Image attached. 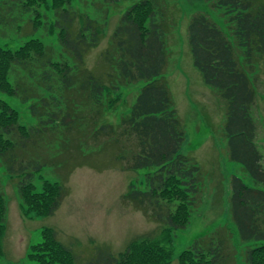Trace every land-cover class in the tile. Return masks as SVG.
<instances>
[{
    "label": "trees",
    "instance_id": "obj_1",
    "mask_svg": "<svg viewBox=\"0 0 264 264\" xmlns=\"http://www.w3.org/2000/svg\"><path fill=\"white\" fill-rule=\"evenodd\" d=\"M120 1L0 0V26L9 27L18 13L32 32L42 29L57 39V45L34 38L16 50L0 48V93L28 105L36 120L21 125L18 110L0 99V166L9 177L22 178L20 208L28 217L51 216L60 205L58 183L42 181L41 192L31 183L46 167H67L71 160L111 151L124 170L146 169L143 187L131 183L124 198L165 227L162 237L131 242L116 256L100 255L94 264H171L172 250L160 242L170 244L174 231L190 223L202 202L203 176L198 163L180 153L185 131L163 79L171 29L166 0H140L129 7L101 53L106 71L94 74L86 66V55L102 40L106 18L100 8ZM206 1L224 11L229 34L206 14L192 15L186 32L192 64L224 103L228 158L241 165L253 186L232 177L228 218L241 254L231 229L222 225L195 239L177 262L238 264L239 257L244 264H264V244L249 245L264 240V169L255 144L256 84L250 76L264 57V0ZM138 82L145 85L128 113L118 124L107 122L106 111L118 102L112 95ZM4 198L0 181V259ZM17 264L77 263L55 233L43 229L40 241L30 242Z\"/></svg>",
    "mask_w": 264,
    "mask_h": 264
},
{
    "label": "rangeland",
    "instance_id": "obj_2",
    "mask_svg": "<svg viewBox=\"0 0 264 264\" xmlns=\"http://www.w3.org/2000/svg\"><path fill=\"white\" fill-rule=\"evenodd\" d=\"M139 1L122 0L100 8V17L106 18L102 25V40L86 55V66L94 74L106 71L101 53L107 47L120 16ZM166 1L170 10L171 29L167 36L169 57L163 79L185 131L180 153L198 163L203 187L202 202L193 212L188 226L174 231L170 244L160 242V245L172 250L171 264H178L177 257L181 251L195 239L223 225L231 229L232 242L239 255L240 238L228 218L232 177L242 178L247 186L253 185L241 165L228 158L227 138L222 130L224 103L212 89L203 84L200 73L192 64L186 36L189 19L194 14H206L227 34L228 17L222 9L214 8L206 0ZM34 38L46 45H57L56 36H46L42 29L32 32L30 23L18 13L14 14L9 27L0 26V48L16 50ZM254 71V76L250 74L256 84L252 118L256 126L255 144L262 155L264 169V57L258 60ZM144 85L145 82H138L120 87L112 95L118 99L117 104L106 111L107 122L118 124ZM0 99L18 110L21 125L28 127L36 124L28 111V105L20 104L16 98L6 94L0 93ZM71 161L72 165L67 167L44 168L31 181L36 192H41L42 181L58 183L63 189L59 207L46 217L33 214L28 217L22 213L19 199V181L22 178L9 177L0 166V181L7 207L0 264H17L24 257L29 243L40 241V231L43 229H51L55 233L57 240L72 252L77 264H94L100 255L109 253L116 256L131 242L152 241L162 237L165 227L145 216L130 200L124 198L131 183L135 188L143 187L146 169L124 170V162L113 161L111 151L89 154ZM259 244H264V240L249 245ZM237 262L244 264L239 257Z\"/></svg>",
    "mask_w": 264,
    "mask_h": 264
}]
</instances>
